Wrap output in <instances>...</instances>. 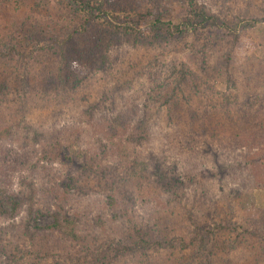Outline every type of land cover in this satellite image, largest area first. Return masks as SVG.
I'll return each mask as SVG.
<instances>
[{
  "label": "trees",
  "instance_id": "obj_1",
  "mask_svg": "<svg viewBox=\"0 0 264 264\" xmlns=\"http://www.w3.org/2000/svg\"><path fill=\"white\" fill-rule=\"evenodd\" d=\"M62 1L85 16L56 23L64 35L36 26L0 37V100L20 88L24 103L0 130L32 143L17 163L42 177L0 187L12 221L0 227V264H264V208L250 203L264 188V69L240 76L234 56L238 32L264 15L184 0L174 22L169 0ZM92 191L114 214L103 239L80 229L84 214L65 216L67 196Z\"/></svg>",
  "mask_w": 264,
  "mask_h": 264
},
{
  "label": "rangeland",
  "instance_id": "obj_2",
  "mask_svg": "<svg viewBox=\"0 0 264 264\" xmlns=\"http://www.w3.org/2000/svg\"><path fill=\"white\" fill-rule=\"evenodd\" d=\"M220 1L222 2L224 0H218V2ZM199 2L214 7L215 0H199ZM147 3H149L148 0H143V6H147ZM225 3L226 4H223V8L226 7V15H228L227 17L229 18L232 17L233 14L241 16L251 13L258 17H263L264 15L262 11V9H264V0H226ZM164 7L174 22L181 21L188 11L187 3L184 0H169ZM121 11V15H127L130 10L123 9ZM231 13L233 14L231 15ZM66 18L73 20V23H79L84 21L85 16L79 13L74 7L65 5L62 0H0V37H3L5 33H12V30H17L21 27H27L29 29L36 26L38 27L36 31H38L39 28L45 30V28L49 26L50 29L56 30L55 32L60 33V36H62L64 35L63 28L60 26L57 27L56 23L62 22L63 19ZM238 33L240 39L234 54L236 71L240 76H243V70H248L246 73L251 74V76L256 79L258 76H261L259 72L264 69V23H258L254 27H250ZM219 34L220 33H216L210 35V37L215 41ZM226 41H222V45L225 48L228 47ZM183 56L184 54L179 53L172 57L176 60H180ZM249 58L255 59L253 61H247ZM30 62H32V60H30ZM12 65V67H9V72L15 73V62ZM257 72L259 75L256 74ZM217 86L220 90L225 91L226 94L225 83L222 84L218 82ZM18 89L19 92L17 93H20V88ZM24 91L27 93L26 88ZM17 93L8 92L4 95V98H1V117H9V114L12 112L19 113V109L24 103L21 101L22 99H18L16 96ZM38 116L43 117L44 115L41 114L37 115V117ZM31 117L30 119L33 121V117L35 116L31 115ZM28 148L32 149V143L29 144L22 140L19 141L16 132L0 130V187L6 190L20 188L22 186L20 185V178L26 176L42 179L41 175L35 176V174H32L28 166H21L22 164H20L19 161L17 163L20 154L27 151ZM32 157L33 155L30 154V159ZM54 159L56 158L54 157ZM52 165V175L59 186L61 184L60 176L65 172L64 165L58 162V160H55ZM251 193L250 203L255 207L264 208V188L253 189ZM39 194L43 195L42 192ZM38 197L37 194V198ZM67 198V202L64 203L65 210H67V212L65 211V216L73 217L70 213L74 211H77L79 214H84L79 218L80 223L78 219H76V221L77 224L79 223L78 226L80 229L85 230L84 233L89 237V240L93 237L103 239L110 233L108 222L114 217V214L112 211L110 212L107 206L109 200L105 198V196L103 197L101 194H95L92 191L88 195L78 194L77 198H70L69 196H67ZM16 201L18 202L20 200L16 199ZM250 203L247 205L250 206ZM41 205L45 206L47 203L44 202ZM28 207V202H22L20 208H17L19 211L17 212L18 214H16L17 220L27 216ZM39 221L41 224H52L54 223V217L51 215H42ZM11 223L12 221H10L8 216H0V227L4 229L3 231H11Z\"/></svg>",
  "mask_w": 264,
  "mask_h": 264
}]
</instances>
